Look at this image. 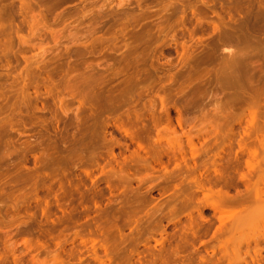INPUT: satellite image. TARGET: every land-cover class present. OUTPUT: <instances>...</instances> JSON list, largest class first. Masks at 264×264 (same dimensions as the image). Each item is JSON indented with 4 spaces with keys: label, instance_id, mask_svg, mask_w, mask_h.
<instances>
[{
    "label": "rangeland",
    "instance_id": "374dc122",
    "mask_svg": "<svg viewBox=\"0 0 264 264\" xmlns=\"http://www.w3.org/2000/svg\"><path fill=\"white\" fill-rule=\"evenodd\" d=\"M0 264H264V0H0Z\"/></svg>",
    "mask_w": 264,
    "mask_h": 264
},
{
    "label": "bare ground",
    "instance_id": "6f19581e",
    "mask_svg": "<svg viewBox=\"0 0 264 264\" xmlns=\"http://www.w3.org/2000/svg\"><path fill=\"white\" fill-rule=\"evenodd\" d=\"M251 127H252V125H251ZM247 130H250V129H247ZM254 130H255V129H254ZM216 131L218 132V130H216ZM252 131H253V130H252ZM252 131H251V132H252ZM257 131H258V130H257ZM245 132H246V131H245ZM251 132H250V133H251ZM253 132H254V131H253ZM247 133L249 134L248 131H247ZM247 133H246V135L248 136ZM255 133H256V132H255ZM260 133H261V132H260ZM214 134H215V133H214ZM253 134H254V133H253ZM256 134H257V133H256ZM262 134H263V133H262ZM254 135H255V134H254ZM254 135H253V136H254ZM215 136H216V134H215ZM251 137H252V136H251ZM256 137H258V136H256ZM262 137H263V136H262ZM257 140H258V139H257ZM259 140H260V139H259ZM261 141H262V140H261ZM261 141H260V142H261ZM243 147H244V146H243ZM241 150H242V149H241ZM243 150H244V148H243ZM245 150H246V149H245ZM245 150H244V151H245ZM256 151H258V149H255V150H249V152H250V156H251V155H254V157H255ZM258 152H259V151H258ZM259 153H260V152H259ZM261 153H262V152H261ZM261 153H260V154H261ZM258 155H259V154H258ZM220 173H221V172H220ZM259 173H260V172H259ZM262 173H263V172H262ZM222 178H224V177H222ZM260 178H261V177H260ZM246 181H247V180H246ZM246 185H247V184H246ZM260 186H261V185H260ZM251 188H252V187H251ZM249 189H250V186H249ZM250 190H251V189H250ZM252 190H253V189H252ZM252 190H251V191H252ZM258 191H259V190H258ZM258 191H257V192H258ZM260 191H261V190H260ZM203 193H204V192H203ZM249 193H250V191L248 192V194H249ZM259 193H260V192H259ZM261 194H262V193H261ZM261 194H260V195H261ZM220 196H221V195H220ZM225 196H226V195H225ZM225 196H224V197H225ZM227 197H228V195H227ZM229 197H230V196H229ZM222 198H223V197H222ZM230 198H231V197H230ZM236 198H237V197H236ZM250 198H251V197H250ZM260 198H261V197H260ZM253 200H254V199H253ZM255 200H256V199H255ZM257 200H258V199H257ZM222 202H225V201L222 200ZM232 203H233V202H232ZM242 204H243V203H242Z\"/></svg>",
    "mask_w": 264,
    "mask_h": 264
}]
</instances>
